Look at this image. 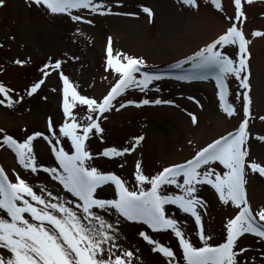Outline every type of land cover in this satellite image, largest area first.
<instances>
[{
    "label": "rangeland",
    "instance_id": "374dc122",
    "mask_svg": "<svg viewBox=\"0 0 264 264\" xmlns=\"http://www.w3.org/2000/svg\"><path fill=\"white\" fill-rule=\"evenodd\" d=\"M108 2L114 9L111 13L92 12L86 8L72 10V14L85 17L80 21L73 20L68 13L54 14L32 0H5V4L0 5V68L4 69L0 71V82L13 90L10 94L15 101L11 106L0 104V129L21 140L32 131L44 132V137L34 138L33 145L38 160L46 166L58 165L47 139L52 131L59 133V124L65 119L60 71L70 77L81 94L102 98L118 78V74L106 67V46L111 36L114 54L122 50L147 60L138 75H142L143 68L156 72L179 69L187 74L192 71L190 62L186 61L181 68L174 65L225 31L234 16L232 0H222L223 10L216 9L211 0H198V7L184 5L182 0ZM142 3L154 9L151 21L140 7ZM242 3L246 19L243 24L237 23L250 41L248 47L251 52L252 115L249 117L250 155L247 159L264 164V142L259 140V135H264V119H261L264 117V35H252L254 29L264 32V0H251V3L242 0ZM88 20L94 22L88 23ZM222 51L235 58L238 46H226ZM17 59H24L26 63L19 65L15 63ZM55 59L62 61L61 68L57 69L54 63H50L52 70L44 77V83L38 89L39 95L29 96L27 88L47 71L43 65ZM227 84L228 99L237 109L231 116L219 107L218 86L213 76L204 78L203 74H197L188 81L178 79L177 75L163 76L152 81L146 89H127L117 97L120 103L124 99L145 98L175 103L125 105L101 114L104 133H96L86 141L92 152L102 153L103 148L110 145L127 147L136 135L143 134L144 139L131 153L121 157L94 156L92 162L102 170L116 172L131 183L137 159H142L145 172L150 173L190 158L200 147L237 128L244 118L243 101L238 98L243 89L231 75ZM0 99L6 98L0 94ZM72 110L79 119L87 107L77 105ZM191 113L197 116L195 124ZM49 116L55 124L52 129L47 127ZM101 135L104 139H100ZM62 144L71 150L70 138L63 139ZM0 166L13 182L17 174L27 179L38 194L46 196L41 184L56 194L67 192L44 169H38L36 173L24 169L14 151L7 146L0 148ZM212 166L224 170L218 162H213ZM247 189L253 209L264 205V176L258 171L249 172ZM169 190L179 191L175 186H170ZM199 194L208 202L202 213L206 234L211 236L213 243L219 242L225 238L226 218L235 215L238 208L221 202L215 190L206 183L201 185ZM102 195H112L111 185L103 186ZM168 212L180 221L193 243L200 246L199 226L195 224L194 217L171 205ZM139 227L140 222H126L117 241L123 248L134 250L133 264H170L168 258L151 251L149 242L138 236ZM147 230L156 240L173 248L176 264H187L179 240L171 230ZM238 246L245 247V253L239 254L245 264H264V255H261L264 253V240L256 234H242L238 238Z\"/></svg>",
    "mask_w": 264,
    "mask_h": 264
},
{
    "label": "snow or ice",
    "instance_id": "6c2138e0",
    "mask_svg": "<svg viewBox=\"0 0 264 264\" xmlns=\"http://www.w3.org/2000/svg\"><path fill=\"white\" fill-rule=\"evenodd\" d=\"M32 2L46 6L54 14L68 13L75 21L84 20L85 17L72 14L74 9L86 8L100 13H111L114 10L108 0ZM122 2L123 0H116V3ZM232 2L233 22L226 30L174 65L181 68L186 61L190 62L189 68L192 71L187 74L183 71H143L142 75H138L147 60L143 56L129 55L122 50L114 54L111 36L108 37L106 46V67L118 74V78L102 98L81 94L70 77L60 71L65 119L59 124V133L52 131L47 139L50 152L58 162L57 166H46L38 160L34 151V138L44 137V132L32 131L21 140L0 129V148L7 146L13 150L19 164L30 170V173L44 169L67 190L66 193L56 194L41 184L46 196L38 194L27 179L17 174L13 182L0 166V264H133V257L136 255L134 250L125 249L117 243L126 222H140L138 236L149 242L151 251L168 258L170 264H176L173 248L156 240L147 229L153 232L171 230L179 240L187 264H245L239 255L245 253V247L238 246V238L244 233H252L264 240V205L253 209L247 189L249 172L258 171L264 176V164L247 159L250 155L249 117L252 115L250 41L237 23L243 24L246 19L242 0ZM182 3L198 7V0H182ZM211 3L216 9L223 10L222 0H211ZM247 3H251V0H247ZM4 4L5 0H0V5ZM140 7L151 21L155 15L154 9L143 3ZM76 31L79 32L80 29L77 28ZM252 35L260 36L264 32L254 29ZM226 46H238L235 58L222 51ZM15 63L24 65L26 61L17 59ZM50 63H54L57 69L62 65L60 59L44 64L43 68L47 71L27 88L29 96L34 93L39 95L38 89L44 83V77L52 70ZM0 71L4 69L0 68ZM197 74H203L204 78H215L219 107L228 116L233 115L237 109L228 99L227 78L231 75L239 81L243 91L238 98L243 101L244 118L237 128L200 147L190 158L167 164L155 172L146 173L142 159H137L131 183L116 172L102 170L92 162L94 156L121 157L125 153H131L144 139V135L140 134L133 137L127 147L110 145L104 147L102 153L92 152L86 141L96 133H104L100 122L101 114L125 105L175 103L159 98L124 99L120 103L117 97L129 88L146 89L159 77L177 75L178 79L188 81ZM12 91L0 82V94L6 98L0 99V104L11 106L15 102L10 94ZM196 102L200 103L198 100ZM77 105L87 107V111L79 119L72 110ZM190 115L193 124L197 123L196 114ZM54 126L53 118L49 116L47 127L52 129ZM65 138H70L71 150L63 146L62 140ZM100 139H104V136L101 135ZM259 140L264 142V135H259ZM213 162H218L224 170L220 171L212 166ZM205 183L215 190L221 202L238 208L235 215L226 218L225 238L216 243L206 234L202 220V213L208 202L199 192L201 185ZM107 185L112 187L110 197L102 195V188ZM170 186H175L179 191H170ZM170 205L194 217L195 224L199 226L200 246L193 243L180 221L169 214Z\"/></svg>",
    "mask_w": 264,
    "mask_h": 264
}]
</instances>
